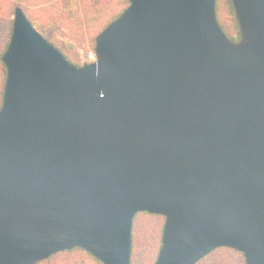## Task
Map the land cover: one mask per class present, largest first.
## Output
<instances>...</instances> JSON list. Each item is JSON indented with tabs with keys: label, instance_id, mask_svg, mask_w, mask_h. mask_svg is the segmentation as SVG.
<instances>
[{
	"label": "water",
	"instance_id": "water-1",
	"mask_svg": "<svg viewBox=\"0 0 264 264\" xmlns=\"http://www.w3.org/2000/svg\"><path fill=\"white\" fill-rule=\"evenodd\" d=\"M130 0L77 66L22 9L4 59L0 264L81 246L130 264L138 212L166 216L156 264L216 248L264 264V0Z\"/></svg>",
	"mask_w": 264,
	"mask_h": 264
},
{
	"label": "trees",
	"instance_id": "trees-1",
	"mask_svg": "<svg viewBox=\"0 0 264 264\" xmlns=\"http://www.w3.org/2000/svg\"><path fill=\"white\" fill-rule=\"evenodd\" d=\"M85 13L82 21L67 9L64 0H0V108L7 80V65L4 55L10 46L16 12L22 9L33 25L59 48L73 64L74 61L61 45L66 40L90 38L96 43L100 32L118 18L129 6L130 0H81ZM219 25L234 42L240 40L241 31L233 0H215ZM237 31L230 33V29ZM62 36V37H61ZM95 49V46H94ZM166 216L149 211L138 212L133 220L130 264H156L163 245ZM35 264H106L84 247L55 253L38 260ZM195 264H247L243 251L232 246L216 248Z\"/></svg>",
	"mask_w": 264,
	"mask_h": 264
},
{
	"label": "rangeland",
	"instance_id": "rangeland-1",
	"mask_svg": "<svg viewBox=\"0 0 264 264\" xmlns=\"http://www.w3.org/2000/svg\"><path fill=\"white\" fill-rule=\"evenodd\" d=\"M65 4L67 5V9L75 13L82 21L85 19V13L82 7L81 0H64ZM231 34L235 35L236 29L231 30L229 29ZM62 37V36H61ZM95 42H92L91 39L88 37L84 40H66L62 41V49L69 54V56L79 63H81L80 56L78 50L83 49H91L94 48ZM82 64V63H81Z\"/></svg>",
	"mask_w": 264,
	"mask_h": 264
},
{
	"label": "built area",
	"instance_id": "built-area-1",
	"mask_svg": "<svg viewBox=\"0 0 264 264\" xmlns=\"http://www.w3.org/2000/svg\"><path fill=\"white\" fill-rule=\"evenodd\" d=\"M80 60L82 64H88L95 62L97 60V52L96 49L91 48V49H79L78 50Z\"/></svg>",
	"mask_w": 264,
	"mask_h": 264
}]
</instances>
